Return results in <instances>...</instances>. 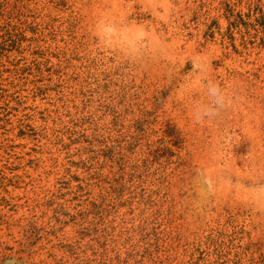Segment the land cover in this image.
<instances>
[{"label": "rangeland", "instance_id": "rangeland-1", "mask_svg": "<svg viewBox=\"0 0 264 264\" xmlns=\"http://www.w3.org/2000/svg\"><path fill=\"white\" fill-rule=\"evenodd\" d=\"M0 264H264V0H0Z\"/></svg>", "mask_w": 264, "mask_h": 264}]
</instances>
